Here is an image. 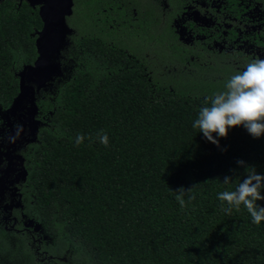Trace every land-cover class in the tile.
Here are the masks:
<instances>
[{"label":"trees","instance_id":"trees-1","mask_svg":"<svg viewBox=\"0 0 264 264\" xmlns=\"http://www.w3.org/2000/svg\"><path fill=\"white\" fill-rule=\"evenodd\" d=\"M223 2L239 17L251 1ZM92 7L78 0L88 27L56 55L59 69L37 92L39 131L18 150L28 171L18 211L41 238L35 248L53 259L36 260L31 239L5 238V230L0 253L15 252L16 243L30 264H264V221L255 224L243 204L218 198L249 174L264 175V134L238 125L226 137L213 133L219 146L207 140L194 122L227 89L193 90L175 86L164 69L149 73L140 58L94 39ZM42 27L37 7L1 0L0 129L20 91L18 72L38 57ZM98 134L108 136L107 146ZM78 135L85 137L79 145ZM6 163L0 156V170Z\"/></svg>","mask_w":264,"mask_h":264},{"label":"flooded vegetation","instance_id":"flooded-vegetation-1","mask_svg":"<svg viewBox=\"0 0 264 264\" xmlns=\"http://www.w3.org/2000/svg\"><path fill=\"white\" fill-rule=\"evenodd\" d=\"M92 1L94 39H105L125 55L140 58L151 68L149 73L159 75L165 69L174 78L175 86L198 91L227 89L232 76L254 60L264 59V0L244 4L239 17L229 13L223 0ZM73 2L72 13L65 15L71 31L64 36L63 46L77 40L88 27L84 17L87 11H79L78 0ZM48 18L53 23L50 37L56 41L63 14L51 11ZM20 183L9 184L0 198V235L5 230V238L19 234L31 239L29 245L36 260L50 262L53 256L40 245L35 248L41 238L26 227L29 220L18 211L24 207ZM15 186L18 189L14 196ZM19 199L21 203L17 205Z\"/></svg>","mask_w":264,"mask_h":264},{"label":"clouds","instance_id":"clouds-1","mask_svg":"<svg viewBox=\"0 0 264 264\" xmlns=\"http://www.w3.org/2000/svg\"><path fill=\"white\" fill-rule=\"evenodd\" d=\"M227 91L215 95L211 99V105L203 107L199 112V118L194 122L203 132L207 140L219 146V140L213 135L226 137L230 127L243 125L251 135L259 137L264 134V59H256L249 63L245 70L232 76L226 85ZM23 131V125H17L14 135L9 136V141L15 143ZM99 140L105 146L108 144L106 134H98ZM85 137L78 135L76 144L83 143ZM89 136V140H91ZM239 165H245V161L239 160ZM232 177L225 176L224 183H230ZM264 187V175L257 172L249 174L234 191H224L218 194L221 201L237 208L243 204L251 214L253 223L260 224L264 221V206L256 202L264 200L260 189ZM192 188L187 189L191 191ZM185 188L176 190L179 195L177 200L181 207L185 201L183 195ZM189 199H195L194 196ZM229 214L231 208L225 209Z\"/></svg>","mask_w":264,"mask_h":264},{"label":"water","instance_id":"water-1","mask_svg":"<svg viewBox=\"0 0 264 264\" xmlns=\"http://www.w3.org/2000/svg\"><path fill=\"white\" fill-rule=\"evenodd\" d=\"M26 1L33 8L39 7V15L43 21V27L38 32L36 46L38 57L33 64L24 65L18 72L20 91L14 99L10 109L5 113L4 125L8 128L5 136L6 146L0 151L3 161L7 162L5 169L0 174V197L4 195L5 189L16 182L25 181L28 171L25 167V158L18 152L19 145L23 141L30 142L35 139L39 131L41 121L37 118L39 106L37 103V92L42 87L47 86L53 75L59 69V65L54 61L56 55L60 54L64 36L71 30L65 22V15L72 13L73 0H21ZM1 2V0H0ZM53 12H61V19L58 29L59 35L50 37L53 23L48 18ZM17 125H23V131L16 139L15 143L9 141V136L14 135ZM16 174L11 177L12 173ZM14 196L17 194V187L13 188ZM21 199L17 201L20 205Z\"/></svg>","mask_w":264,"mask_h":264},{"label":"rangeland","instance_id":"rangeland-1","mask_svg":"<svg viewBox=\"0 0 264 264\" xmlns=\"http://www.w3.org/2000/svg\"><path fill=\"white\" fill-rule=\"evenodd\" d=\"M164 72H165V69H164ZM7 132H8V128L5 127L3 123L0 129V143L5 140V136ZM0 264H30V260L27 257V255L23 253V251L17 249L13 253L11 252V250L8 252H1L0 253Z\"/></svg>","mask_w":264,"mask_h":264}]
</instances>
